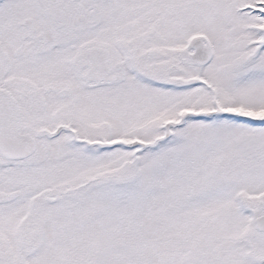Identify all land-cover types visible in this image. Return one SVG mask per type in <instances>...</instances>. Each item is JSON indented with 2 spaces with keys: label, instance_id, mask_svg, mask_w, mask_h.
I'll return each instance as SVG.
<instances>
[{
  "label": "snow or ice",
  "instance_id": "1",
  "mask_svg": "<svg viewBox=\"0 0 264 264\" xmlns=\"http://www.w3.org/2000/svg\"><path fill=\"white\" fill-rule=\"evenodd\" d=\"M0 264H264V0H0Z\"/></svg>",
  "mask_w": 264,
  "mask_h": 264
}]
</instances>
